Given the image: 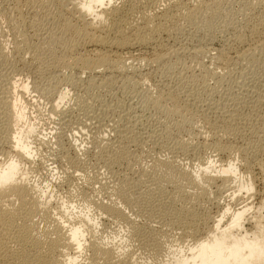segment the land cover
I'll list each match as a JSON object with an SVG mask.
<instances>
[{
    "label": "rangeland",
    "instance_id": "1",
    "mask_svg": "<svg viewBox=\"0 0 264 264\" xmlns=\"http://www.w3.org/2000/svg\"><path fill=\"white\" fill-rule=\"evenodd\" d=\"M63 1L0 0V76L3 73L7 81L4 75L0 80L9 86L8 95H26L27 110L38 128L31 136L37 153L26 162L28 179L40 186L50 183L49 190H53L46 204L50 208L41 210L43 218L41 212L33 217L40 231L36 234L43 241L54 236L53 228L62 224L51 219V212L60 210V202L68 199L67 203L92 208L98 217L92 239L99 241L107 235L115 238V242L109 238L112 243L119 239L127 250L121 256L126 263L110 264H128L129 259L141 256L142 264H161L169 255L168 244L156 241L168 237L173 248L184 244L186 248L203 238L222 204L240 207L242 199L232 202L229 198L233 184L199 179L204 185L197 187L180 178L179 170L197 172L214 159L217 164L233 159L240 172L249 170L255 182V197L250 200L257 205L264 196V98H259L264 95V24L260 23L264 0H115L113 4L123 6L134 23L143 16L152 17L158 9L165 8L169 14L153 32L150 46L124 52L126 66L117 70L116 82L108 85L98 78L91 83L86 69L72 73L58 62L64 48L62 39L54 37L60 23L57 4L72 7L70 0ZM187 11L195 12L190 22ZM170 12L174 16L169 21ZM151 19L154 27L156 21ZM104 20L98 26L101 22L105 26ZM173 24L177 30L170 27ZM75 73L82 79L77 83ZM25 83L29 94L22 89ZM63 86H68L69 93L57 108L65 110V116L54 108ZM2 118L1 122L6 120ZM21 121L18 125L22 126ZM128 127L136 133L133 142L119 137L123 134L119 129ZM41 134H47L43 142L38 139ZM6 143L0 138V163L9 157ZM79 144L85 145L81 152L75 150ZM94 198L120 204L135 222L101 213L91 204ZM61 211V218H66ZM11 244L7 249L18 251L17 244ZM94 256L86 249L71 264L104 263ZM6 263L0 258V264Z\"/></svg>",
    "mask_w": 264,
    "mask_h": 264
},
{
    "label": "bare ground",
    "instance_id": "2",
    "mask_svg": "<svg viewBox=\"0 0 264 264\" xmlns=\"http://www.w3.org/2000/svg\"><path fill=\"white\" fill-rule=\"evenodd\" d=\"M63 2L64 1L62 0L61 3ZM113 2H115V0H70V4L72 5L70 9L61 5V3L59 5L56 3L58 6L56 19L60 23L58 29H56V33L53 34L56 39H62V46L65 49H63V53L60 56L61 59L59 60L60 57L58 58V62H60L63 67L71 69L73 71L72 73H74V71L76 73H79L81 71L83 72L85 69L88 70V73H90L89 77L91 79V83L95 82L98 79H102V82L107 85L115 83L117 73L118 71L120 72L119 69L126 64L127 59L124 60V52L136 47H139L141 49L143 47L147 48V46H150L149 44L152 43L153 39V32L158 31V28L160 29V23L163 22V20L165 22V19L169 14L168 10L165 8H163L164 10L162 9L160 11H158V9L157 11L155 10V13L152 17L149 18L148 16H143L142 20L134 23L133 19L129 20L128 18L129 16H131L130 13H128L123 6L116 3L113 4ZM188 11V17L186 16V13L182 16H186L187 20H189L190 22L191 18L195 15V12H193L195 10L193 9L192 12ZM170 14L172 13L170 12ZM173 16L174 13L168 17V20L170 21ZM151 18L156 21V23L153 22L154 27L150 26V20H152ZM102 19L107 20V22L105 23L108 24L106 25L104 23V26L101 22L102 25L100 24L98 26V23H100ZM260 23L264 24V17L263 21ZM173 25L170 27H177ZM179 29L181 30V28ZM51 36L53 35L51 34ZM54 37H50L52 38V41ZM239 37L242 38V36ZM87 47L90 48V51L86 49ZM0 49L3 50V48ZM263 49H260L259 47V50L262 51ZM202 50L204 51V48H198L197 51L202 52ZM175 53L177 54V52ZM247 55L245 56L247 57ZM158 57L160 58V56ZM222 58L224 59V57ZM76 73L73 74L74 82H76V80H82L80 78L81 76L77 77ZM1 74L2 76L4 75L3 73ZM2 76H0V79L2 78ZM7 78L9 79L8 76ZM5 80L7 81L6 78ZM6 86L5 82L3 84L0 80V138L3 139L4 142L8 143L6 154H9V157L7 159L5 158V160L0 163V258L2 262H7L6 264H66L67 262L71 264V262L73 263L77 261L80 253H82L86 249H89L92 254L95 255L94 257H97L96 255H98V257L100 256L105 264H110L114 261H123V257L121 256L124 255L123 252L127 250L124 249L123 246H121V242L119 241V239H117V242L119 243L116 244L110 242L109 238L111 237H108L107 235H104L102 238L100 237L101 240L99 241H95L96 237H94L95 239L91 238V236H96L95 234L91 235L92 231L96 230L93 229L92 226H98V217L94 215L95 213H91L92 208L89 209L87 206H76L77 203H67L68 199H64L60 202V210L51 209V215L54 214V216H52V218L50 216V218L53 219L54 217L55 221L59 220L61 222L60 225L62 224L61 226H55L59 224H56L53 220L55 223V225L53 226H55V228H53L51 233L54 234V236H52L50 240L46 238L47 240L45 239L43 241V239L41 238L42 235L39 236L36 234L37 232L35 231L39 226H37V223L35 220H33V217H35L36 215L38 216L42 209L45 210L47 207H49L46 206V204L49 202V200H51V196H53V190H49L50 183L45 184V186H40L37 182H33L28 179L29 170L26 162L33 158L35 153H37L35 152L37 150V144H33L34 138L31 139V136L34 135L33 133L36 132L38 128L36 123L31 119L29 111L27 110L28 101H26V95L24 97L22 93L18 92L14 95H8ZM67 87L63 86L61 87V90L57 92V98H59V100L55 101L54 108L59 109L57 108L59 106V103L63 101V99L69 93V89H67ZM22 89L25 93H30L28 84H23ZM260 97L264 98V95L259 94V98ZM256 98L259 99L258 97ZM253 101L255 100H252V102ZM259 102H261V100ZM107 108L109 109V107ZM107 108L104 109L107 110ZM58 111L61 115V113L63 114L65 110L60 108ZM63 116L65 115L63 114ZM2 117H5L4 119L6 120L1 122V120H3ZM19 121L22 122L20 123L22 124V126L18 125ZM63 122H65V120ZM116 126H118V124ZM129 129V127L124 131L123 128L119 129V133H123L121 136L119 135V137L122 140L131 138L130 141L133 142L135 141V137L137 139V136L134 135L136 133L133 134L134 131L131 132V130ZM116 133H118V130L116 131ZM131 133L133 135H131ZM45 136H47V134H44V136L42 135L41 138L39 137L38 139L43 142L45 140ZM74 142H76V140H74ZM81 146H83V144L75 146V150L77 152H81L85 145L83 147ZM115 146H112L113 149L115 148ZM110 148L111 146H109L108 149ZM225 162L226 163L220 162L217 164V162H215V159L209 160L207 164H205V166L198 167L199 170H201L200 173L199 170H197V172H195V170L191 172L179 170V174L181 175L180 178L183 177L189 184H198L199 186H201L200 182L198 183L199 179H202L203 182L206 183L221 180L227 185L233 184V186L231 187L233 191L231 192V196H229V198L232 202L242 199L243 201L241 203L239 202L240 207L235 208V205L234 207H232V203L230 202H225V206H222L223 204H220V209H222L219 210L220 212L211 221L212 226L207 232H205L203 238L201 237L195 240L192 244H188L186 248L185 244L181 246V248L179 246L173 248V240L171 241V238L169 239L168 237H166L167 239H162V241H156L159 244L164 242H167L168 244V246L166 245V247L168 249L169 255L167 258H165V260H163L161 264H264V214L261 212V210H263L264 196L262 198L259 197L260 200H258L257 205L254 204L253 200H250L254 196L253 192L255 189L253 175L249 172V170H247V172H240V165L233 159H230L228 162L225 160ZM263 164H260L261 167L259 169H262ZM169 169H165V171ZM262 172L264 174V168L262 169ZM53 179L55 181L56 178ZM63 196L65 197L66 195ZM67 197L68 196H66V198ZM87 200L89 201V199ZM248 200H250L251 202H248ZM92 202L93 203H90L98 208L101 213L111 215L126 222H135V220L133 219L134 217L124 212L122 209L123 206L121 207L120 204H115L114 206V202H112L113 205L111 202L107 203L98 201V203L97 201H95V198ZM61 210H63V217L65 214V216H67L66 218H61ZM41 216L40 217L43 218V213L41 214ZM50 218H47L49 219L48 221H50ZM246 225H248L249 227L247 228ZM3 234L6 236L7 241H9L8 243L13 242L17 244L16 246H18V251L15 252V250H13V252L12 248L11 251L7 249L11 243L8 246L6 245L7 241L5 240V236H3ZM87 234L90 236L88 237ZM111 240L115 242V238H111ZM70 251H73L72 253L74 254V256L73 254L71 255L69 253ZM128 256L129 255H127V257ZM130 256L128 258H130ZM127 257L125 256V259ZM138 258L139 259L135 258L133 260L129 259L130 261H128V264H142V256ZM123 263L126 262L123 261Z\"/></svg>",
    "mask_w": 264,
    "mask_h": 264
}]
</instances>
